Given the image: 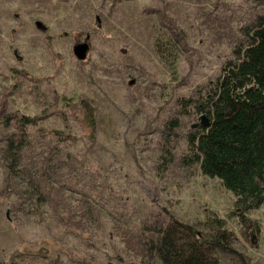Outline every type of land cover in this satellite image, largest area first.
I'll list each match as a JSON object with an SVG mask.
<instances>
[{
    "label": "rangeland",
    "instance_id": "374dc122",
    "mask_svg": "<svg viewBox=\"0 0 264 264\" xmlns=\"http://www.w3.org/2000/svg\"><path fill=\"white\" fill-rule=\"evenodd\" d=\"M263 13L264 0H0V116L13 121L0 129V264H160L143 237L172 222L206 244L224 231L218 264H264V202L243 218L183 163L204 114L179 103ZM21 116L30 145L9 172L2 140Z\"/></svg>",
    "mask_w": 264,
    "mask_h": 264
},
{
    "label": "trees",
    "instance_id": "16d2710c",
    "mask_svg": "<svg viewBox=\"0 0 264 264\" xmlns=\"http://www.w3.org/2000/svg\"><path fill=\"white\" fill-rule=\"evenodd\" d=\"M244 36V45L233 51L202 95L195 100H179L182 108L203 113L207 122L206 127H192L183 163L198 165L202 176L219 180L233 197V209L243 218L264 202V13ZM156 50L163 54L159 45ZM79 108L93 139V107L81 101ZM12 122V118L0 116V129L7 131ZM32 122L21 116L14 131L4 134L1 153L9 172L18 168L30 145L28 129ZM211 223L222 228L218 219ZM156 235L154 240L143 237V245L149 253L154 252L160 264H218L211 248L228 251L224 231L206 244L198 241L191 227L172 222Z\"/></svg>",
    "mask_w": 264,
    "mask_h": 264
},
{
    "label": "water",
    "instance_id": "95a60500",
    "mask_svg": "<svg viewBox=\"0 0 264 264\" xmlns=\"http://www.w3.org/2000/svg\"><path fill=\"white\" fill-rule=\"evenodd\" d=\"M37 27H39L38 24H37ZM86 51H87V46L85 44L75 45L73 47V54L77 60L84 59ZM200 120H201V126L206 127L207 122H206L205 118L201 117Z\"/></svg>",
    "mask_w": 264,
    "mask_h": 264
}]
</instances>
